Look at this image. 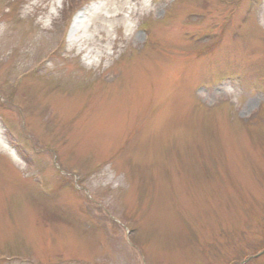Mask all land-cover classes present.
<instances>
[{
	"label": "rangeland",
	"instance_id": "rangeland-1",
	"mask_svg": "<svg viewBox=\"0 0 264 264\" xmlns=\"http://www.w3.org/2000/svg\"><path fill=\"white\" fill-rule=\"evenodd\" d=\"M0 264H264V0H0Z\"/></svg>",
	"mask_w": 264,
	"mask_h": 264
},
{
	"label": "bare ground",
	"instance_id": "bare-ground-1",
	"mask_svg": "<svg viewBox=\"0 0 264 264\" xmlns=\"http://www.w3.org/2000/svg\"><path fill=\"white\" fill-rule=\"evenodd\" d=\"M86 12L85 11H81L80 13L77 14V16L74 19L73 25L71 27V31L70 33H76L79 32L82 28V22L84 20Z\"/></svg>",
	"mask_w": 264,
	"mask_h": 264
}]
</instances>
